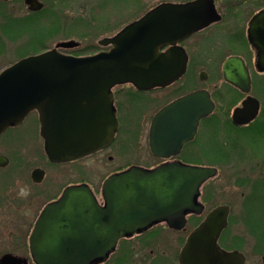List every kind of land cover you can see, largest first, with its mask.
Wrapping results in <instances>:
<instances>
[{
	"label": "water",
	"instance_id": "water-1",
	"mask_svg": "<svg viewBox=\"0 0 264 264\" xmlns=\"http://www.w3.org/2000/svg\"><path fill=\"white\" fill-rule=\"evenodd\" d=\"M217 20L211 0L161 3L113 36L99 40V45L110 46L108 51L86 56L59 53L56 47L78 46L68 41L18 60L0 72V133L36 110L51 162L76 160L106 147L118 129L112 89L127 83L138 90L170 85L185 71L186 60L178 58L186 54L177 43ZM248 38L264 57V11L250 22ZM166 45L167 51L159 52ZM234 61L224 66L225 78L233 81L229 73L239 72L229 65ZM212 108L204 90L165 105L152 121L153 154L176 153ZM240 114L237 109L233 117L241 122ZM215 174V168L179 162L153 169L132 166L103 181V204L88 185L68 186L35 222L29 237L32 260L35 264H90L104 259L120 238L154 222L183 228L187 212L200 213L199 189ZM225 222L219 207L190 233L183 248L187 264H226L225 253L217 245ZM0 264L27 263L4 254Z\"/></svg>",
	"mask_w": 264,
	"mask_h": 264
},
{
	"label": "flooded vegetation",
	"instance_id": "flooded-vegetation-1",
	"mask_svg": "<svg viewBox=\"0 0 264 264\" xmlns=\"http://www.w3.org/2000/svg\"><path fill=\"white\" fill-rule=\"evenodd\" d=\"M52 1L0 0V60L6 58L7 40L10 42L20 37L26 38L24 45L18 51L17 60L56 47L59 42L51 48L29 53L32 46H28L38 35L39 39L40 37L45 39V35L48 39L54 31ZM187 1L191 0L175 3ZM211 1L218 20L177 43V46L181 47L186 54L184 59L178 58V60H186L185 71L181 77L165 87L147 90H138L128 84L136 94H141L142 99L148 102L150 99L147 94L157 90L164 91L180 80H184L181 85L184 88L182 93H173L171 98H165L154 110L146 108L144 111L147 149L150 156L158 161L157 164L129 165L119 167L110 173V175L118 173L131 166L153 169L166 162L215 168L216 174L207 179L199 189L196 202L201 206V211L200 213L187 212L185 225L180 229L169 227L166 221L154 222L143 231L119 239L115 248L104 259L92 261L90 264H187L188 258L183 248L190 233L219 207L225 212L226 219L217 239L219 249L225 253L224 262L226 264H264V57L259 56V48L252 45L248 38L249 24L254 17L264 11V0ZM8 9L14 16H7V13H10ZM133 21L135 20L131 22ZM38 22H43V26L38 27ZM45 27V34H39L38 30H43ZM29 29H35V31L28 33ZM103 48L105 49L98 51L109 49V47ZM167 48V45L162 46L159 52H166ZM56 49L61 54H71L67 48L57 47ZM20 50L26 52L20 53ZM203 60H209L205 63L213 67L214 71H216L218 60H222L221 67L218 69L219 74L216 72V75L212 76L210 71H200L197 74L200 81L210 79L212 81L215 77L220 82L215 89L196 88L192 82L190 85L192 65L197 66L203 63ZM228 60H236L233 64H229L232 68H238L239 71L233 70L229 73L234 81L226 79L224 75V66ZM191 80L195 79L191 78ZM198 90L209 93L213 102L211 112L198 120L193 137L184 142L176 153L168 157L153 154L150 149V135L155 115L171 101ZM218 94L222 96L221 100ZM116 96L113 89V105L118 119V130L113 141L86 157L59 163L51 162L47 158L42 142L41 153L48 167L59 171L66 164L80 165L88 159L97 161L105 157L108 161L112 160V156H104V154L111 150L120 130L121 123L117 116L119 101ZM125 100L123 96L124 103ZM221 102L223 107L219 106ZM237 109L241 113V120L243 119L241 122L233 117ZM37 135H39V121L36 111L29 112L19 124L8 126L0 134V169L11 164L13 159L16 160L14 164L19 167L10 182L9 194L4 195L8 198V203L3 207V212L8 210L7 217L18 226V232L14 236L19 241L18 246L22 247L2 255L11 254L24 259L27 264H35L29 248V237L41 210L47 204L57 200L67 186L81 183V181H63L62 176L59 178L55 174L48 177L47 170L41 167L29 169L33 162L28 155L31 149L35 148ZM212 140L223 147V150L219 152L213 148L217 152L215 155L207 146ZM7 151H10V154ZM201 159H205L206 162L202 163ZM227 160L240 161L239 178L233 183L240 197L238 200H232L228 196V201L222 203L209 201L211 195L216 193V188L210 185V181L219 172L215 163L223 164ZM27 167L28 169H25Z\"/></svg>",
	"mask_w": 264,
	"mask_h": 264
},
{
	"label": "rangeland",
	"instance_id": "rangeland-1",
	"mask_svg": "<svg viewBox=\"0 0 264 264\" xmlns=\"http://www.w3.org/2000/svg\"><path fill=\"white\" fill-rule=\"evenodd\" d=\"M178 1L183 0H53L52 14L54 16V31L48 39H46L47 35H45V39L42 37L39 39V35L32 39L31 43L28 45L32 46L31 52L29 53L41 51L44 48H51L60 41H75L79 44L76 47L69 48V50H67L69 53L77 54L78 56L92 55L100 52L98 50L105 49L98 44L100 39L114 35L125 25L132 20H136L144 12L158 3ZM8 11L10 13H7V16H14L11 14L12 12L10 9H8ZM75 20H77L76 23H74ZM38 25V27L43 26V22H38ZM45 29L46 27L43 30H38V33L45 34ZM33 31H35V29H29L28 33ZM25 39L26 38L22 39L20 37V39L15 40L9 39L10 42H8V40L6 41V58L5 60H0V71L17 61L19 57L18 51L21 46L24 45ZM41 43L43 44L40 45ZM37 48L38 50H36ZM24 52L26 51L20 50V53ZM206 61L209 60H205L197 66L192 65L190 77L195 80H191L190 78L189 82L190 85L191 82L192 84L194 83L196 88L215 89L220 83L215 77H213L212 81L211 79L209 81H200L197 78V74L200 71H210L212 76H215L216 72H218V69L221 67L222 60H218L216 71H214L213 67L207 65L205 63ZM183 81L184 80H180L164 91L157 90L147 94V97L150 99L148 102L142 99L141 94H136L134 89L129 85H122L114 88L118 96H116V99L119 101L117 116L119 117L121 125L111 150L104 154V156H112L111 161H108L105 157L97 161L88 159L80 165L77 163L66 164L64 167H61L59 171L52 170L48 167L42 156V139L37 135L35 148H32V151H30L28 155L31 157L29 159L33 162L29 169L41 167L47 170L48 177L55 174V176L59 178L62 176L63 181H81V183H86L91 187L97 198L101 200L100 189L102 182L114 170L119 167L135 164L141 166L157 164L158 161L150 156L147 149V128L144 123V111L146 108H153L152 110H154L156 106L160 105L165 98H169L173 93H182L184 89L183 86H181ZM221 88L222 87H220V89ZM123 96L126 99L125 103L122 101ZM221 97L222 96L218 94L220 100ZM219 106L223 107L222 102L219 103ZM207 146L213 155L223 150V147L219 146L215 140L209 141ZM213 148L217 152H215ZM8 154H10V151ZM15 161L16 160L13 159L11 164L0 169V184L3 180V184L0 185V256L5 252H14L17 251V249H22L21 246H18L19 241L16 240L14 236V234L18 232V226L7 217L8 214L6 213L8 210L3 212V207L8 203V198L4 195L9 194L10 182L19 168L18 165L14 164ZM201 162L205 163L206 160L201 159ZM84 163H86V165L83 166ZM239 165L240 161L229 160L223 164L215 163V166L219 168V172L218 175L210 181V185L212 188H216V193L211 195L209 201L222 203L228 201V196L232 200H238L240 197L239 192H237L238 190L233 183H235L234 180L239 178ZM25 169H28V167ZM11 190H13V188Z\"/></svg>",
	"mask_w": 264,
	"mask_h": 264
},
{
	"label": "trees",
	"instance_id": "trees-1",
	"mask_svg": "<svg viewBox=\"0 0 264 264\" xmlns=\"http://www.w3.org/2000/svg\"><path fill=\"white\" fill-rule=\"evenodd\" d=\"M76 22H77V20L74 21V23H76ZM82 26H84V25H82Z\"/></svg>",
	"mask_w": 264,
	"mask_h": 264
}]
</instances>
